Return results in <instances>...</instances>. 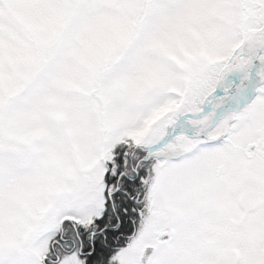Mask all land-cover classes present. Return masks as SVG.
I'll return each mask as SVG.
<instances>
[{"label":"snow or ice","instance_id":"1","mask_svg":"<svg viewBox=\"0 0 264 264\" xmlns=\"http://www.w3.org/2000/svg\"><path fill=\"white\" fill-rule=\"evenodd\" d=\"M0 264H264V0H0Z\"/></svg>","mask_w":264,"mask_h":264}]
</instances>
